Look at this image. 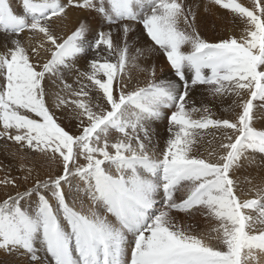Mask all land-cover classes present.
<instances>
[{"label":"snow or ice","instance_id":"1","mask_svg":"<svg viewBox=\"0 0 264 264\" xmlns=\"http://www.w3.org/2000/svg\"><path fill=\"white\" fill-rule=\"evenodd\" d=\"M0 147V264H264V0H0Z\"/></svg>","mask_w":264,"mask_h":264},{"label":"bare ground","instance_id":"2","mask_svg":"<svg viewBox=\"0 0 264 264\" xmlns=\"http://www.w3.org/2000/svg\"><path fill=\"white\" fill-rule=\"evenodd\" d=\"M244 3H247L248 0H243ZM202 11V10H201ZM75 15V14H73ZM215 20V17L214 16H211V17H208V22L207 24L205 25H202L201 26V32H202V35L210 40V41H215L216 39L219 38L220 35H224L226 36L227 35V32L224 31L223 27L221 26L220 22L219 21H216V27H215V30L213 29V21ZM238 34V33H237ZM163 63V61H158L157 62V66L159 67V65ZM168 70L165 69V74H167ZM197 95H199V93H197ZM226 107V106H225ZM214 111H218V109H214ZM222 112H218V114L220 115H223V113L221 114ZM74 123V122H73ZM65 124V127L67 128L68 125H67V122H64ZM162 131V129H161ZM11 150V149H9ZM8 159V160H6ZM0 161H2L4 164H8V165H12L14 164V162L11 160V158H6V156L4 155V149L2 147H0ZM13 162V163H11ZM260 163V160H259V154H257V164L259 165ZM249 173L254 176V177H257V179L259 178L258 176V169L257 168H253V169H250L249 170ZM19 173L16 172L15 169H13V171L11 172L10 175L12 176H15V175H18ZM41 174L43 175V171L41 172ZM5 176V172L3 171H0V179H3V177ZM3 197V187L0 186V198ZM194 223H197L199 225V227L201 229H204L206 230L207 228L210 227V225L205 221V220H197V217L194 221ZM9 259L13 260V261H17V257L13 256V257H10ZM18 264V262H17Z\"/></svg>","mask_w":264,"mask_h":264},{"label":"rangeland","instance_id":"3","mask_svg":"<svg viewBox=\"0 0 264 264\" xmlns=\"http://www.w3.org/2000/svg\"><path fill=\"white\" fill-rule=\"evenodd\" d=\"M226 106V105H225ZM222 114V113H221ZM7 158V157H6ZM9 158V157H8ZM6 160H8V159H6ZM14 162V161H13ZM13 162H11V163H13ZM14 163H18V162H14ZM197 220L199 221V220H204V218L203 217H200V216H197Z\"/></svg>","mask_w":264,"mask_h":264}]
</instances>
